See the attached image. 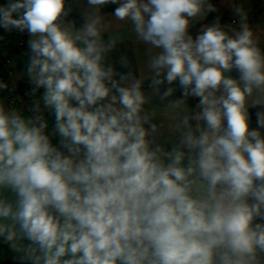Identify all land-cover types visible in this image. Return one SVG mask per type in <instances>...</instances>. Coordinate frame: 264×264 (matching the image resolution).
I'll use <instances>...</instances> for the list:
<instances>
[{
  "label": "clouds",
  "instance_id": "1",
  "mask_svg": "<svg viewBox=\"0 0 264 264\" xmlns=\"http://www.w3.org/2000/svg\"><path fill=\"white\" fill-rule=\"evenodd\" d=\"M231 10L228 25L206 22L212 0H86L78 20L68 0L0 3V28L30 37L28 114L0 95L14 264H264V29ZM109 15L146 76L111 61Z\"/></svg>",
  "mask_w": 264,
  "mask_h": 264
},
{
  "label": "trees",
  "instance_id": "2",
  "mask_svg": "<svg viewBox=\"0 0 264 264\" xmlns=\"http://www.w3.org/2000/svg\"><path fill=\"white\" fill-rule=\"evenodd\" d=\"M3 2H4V0H0V3H3ZM68 2L73 9L72 15L70 18L78 20L79 15H80V10L78 9L76 0H68ZM114 8H115V5L107 6L106 11L112 12V11H114ZM216 15H219L221 17V21L223 20V15L218 13V12H215V13L210 14L207 17L206 22L210 23ZM77 27H79V23L77 24ZM15 34L18 37L19 36L22 37V38H20V40H23L25 45L23 48H18L16 46L11 47V48L6 47V48H4L5 51L0 49V79H2L7 84L9 83L8 77H10V76H8L7 68L4 66V62L9 60L10 63L14 62L16 64L17 70L20 72V79H19L20 81H18V83L14 86L12 93H10L9 91H5L2 94H0L4 98L5 97L10 98L14 95L15 96L16 95L25 96L26 94H28L30 92V89H31V85H29V83L27 82V77L25 75V68H26V65L28 62L29 50L27 51L24 49L25 47H28L27 41L30 37L27 35L26 32L25 33L17 32ZM116 51H117V47H116V49L113 50L114 54L111 56V61L116 64L117 69L120 71H127L128 70V69H121L119 66V63H118L119 58L122 55H126L130 61L131 70L137 76H139L137 60H136V56H135V53L133 52V50L132 49H122V54L120 56L115 54ZM10 70L12 71L11 68H10ZM41 93H42V90H41ZM41 93H38L37 96H39ZM26 96H28V95H26ZM52 123H53V121L49 117L50 127L52 126ZM2 264H14V261L12 260V257H11L8 260L4 261Z\"/></svg>",
  "mask_w": 264,
  "mask_h": 264
},
{
  "label": "crops",
  "instance_id": "3",
  "mask_svg": "<svg viewBox=\"0 0 264 264\" xmlns=\"http://www.w3.org/2000/svg\"><path fill=\"white\" fill-rule=\"evenodd\" d=\"M78 9L81 12V6H80V1L76 0ZM212 2L216 5L217 7V12L223 15V20L221 21L222 24H228L231 25L232 21L235 20V16L231 10V4L234 2V0H212ZM246 10L249 12L250 16V22L253 28H258V29H264V0H242ZM105 13H110V11H106V8L103 10ZM204 23V20H201L198 22L195 27L191 29L192 34L195 36V34L199 31V28L201 24ZM120 31V29L118 30ZM18 31L13 30L12 32H7L4 29L1 28L0 32V38H2V48L6 47H14L20 38L16 36L15 33ZM124 42L120 41L117 45V51L116 55L120 56L122 54V49H132V48H125L124 47ZM133 50V49H132ZM135 53V51L133 50ZM114 54V52L111 53V56ZM136 56V53H135ZM137 60V56H136ZM138 65V62H137ZM138 72L139 76H146L147 71H143L138 67ZM9 78V77H8ZM20 102H24L23 105L21 106H27V102L23 99H19ZM190 103L194 104L195 101H190ZM251 115H252V122L253 126H255V112L256 109H251L250 110ZM13 254L8 251L7 246L0 244V264H2L4 261L8 260L11 258Z\"/></svg>",
  "mask_w": 264,
  "mask_h": 264
},
{
  "label": "rangeland",
  "instance_id": "4",
  "mask_svg": "<svg viewBox=\"0 0 264 264\" xmlns=\"http://www.w3.org/2000/svg\"><path fill=\"white\" fill-rule=\"evenodd\" d=\"M80 1V6H81V10L84 7L86 0H79ZM111 13V12H110ZM107 20L109 22V32L111 34H118L122 37V42H124V47L125 48H132L137 56V62H138V67L141 70H145L147 71L145 64H146V58H145V54H144V48L143 46L139 45L135 39L134 34L130 31V25L125 23V22H120V21H115L114 18H112L110 15L107 16ZM120 29V31H118ZM0 32H1V28H0ZM107 35V34H106ZM19 38H22L21 36H19ZM2 38H0V49L5 51L4 48H2ZM25 50H29L28 47L24 48ZM9 67L12 69L13 71V75L11 77L8 78V85H9V92L12 93L13 92V88L14 86L18 83V81H20V72L17 70L16 64L14 62L9 64ZM15 98L16 99V103L15 104H11V100ZM21 98L20 95H14L10 98H6L5 97V103H7L10 107H15V108H20V109H25V114H28L26 111V106H21L24 104V102H20L19 99ZM24 100L27 102V104H29L32 100V97H30L29 95L26 96L24 98ZM168 135L167 132V128L165 129V136Z\"/></svg>",
  "mask_w": 264,
  "mask_h": 264
},
{
  "label": "built area",
  "instance_id": "5",
  "mask_svg": "<svg viewBox=\"0 0 264 264\" xmlns=\"http://www.w3.org/2000/svg\"><path fill=\"white\" fill-rule=\"evenodd\" d=\"M24 45H25V43H24L23 40H18L15 46L18 47V48H23ZM9 64H10V61H9V60H7V61L4 62V66L7 68L8 76L11 77V76L13 75V72L10 70V68H9ZM26 95H27V94H26ZM26 95H25V96H21V99L25 98ZM15 103H16V99L13 98V99L11 100V104H15Z\"/></svg>",
  "mask_w": 264,
  "mask_h": 264
}]
</instances>
